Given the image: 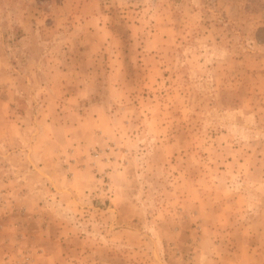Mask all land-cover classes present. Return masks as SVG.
<instances>
[{
	"label": "rangeland",
	"instance_id": "rangeland-1",
	"mask_svg": "<svg viewBox=\"0 0 264 264\" xmlns=\"http://www.w3.org/2000/svg\"><path fill=\"white\" fill-rule=\"evenodd\" d=\"M0 264H264V0H0Z\"/></svg>",
	"mask_w": 264,
	"mask_h": 264
},
{
	"label": "crops",
	"instance_id": "crops-1",
	"mask_svg": "<svg viewBox=\"0 0 264 264\" xmlns=\"http://www.w3.org/2000/svg\"><path fill=\"white\" fill-rule=\"evenodd\" d=\"M27 165H28L27 166L28 168L25 167L23 169L22 175L24 176L21 178V181H20L23 188L19 189L18 193L16 194L19 197V199H21V201L32 202L33 199L39 198L41 195H43L42 193H45L46 196L52 195L51 198L55 199L56 198L55 196H57L55 192L58 189L57 187L58 179L57 178H58V175H60V169L62 168L56 165L54 166L49 165V163H45L43 166L34 167L36 169H31V167L29 166V163H27ZM27 169H28V172H26ZM72 169L73 168L70 165L67 169L63 168L62 170L69 173V171H71ZM34 175L40 176L39 177L40 183L37 184L33 181L32 178L34 177ZM8 193L9 192L7 191V193H3V195H5L6 197ZM23 210H26V208H23Z\"/></svg>",
	"mask_w": 264,
	"mask_h": 264
}]
</instances>
